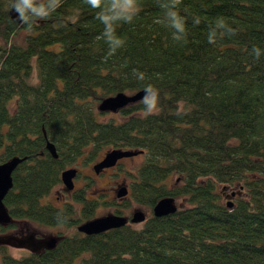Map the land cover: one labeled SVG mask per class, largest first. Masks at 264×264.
<instances>
[{
  "label": "trees",
  "instance_id": "trees-1",
  "mask_svg": "<svg viewBox=\"0 0 264 264\" xmlns=\"http://www.w3.org/2000/svg\"><path fill=\"white\" fill-rule=\"evenodd\" d=\"M19 2L0 0V162L24 156L3 204L14 221L71 231L16 256L0 244V264H264V0H129L110 23L112 0H31L23 16ZM143 87L154 100L100 118L101 97ZM104 147L144 154L122 206L186 205L138 227L76 230L93 202L41 198Z\"/></svg>",
  "mask_w": 264,
  "mask_h": 264
},
{
  "label": "water",
  "instance_id": "water-1",
  "mask_svg": "<svg viewBox=\"0 0 264 264\" xmlns=\"http://www.w3.org/2000/svg\"><path fill=\"white\" fill-rule=\"evenodd\" d=\"M11 15H15V11H10ZM17 20L18 16L15 17ZM153 94V89L150 87H143L133 90L130 93L124 91H117L113 94H109L101 97L96 103V109L98 111H110L114 112L119 108L143 99L150 97ZM45 148L52 156H56V150L51 141L48 139L44 143ZM141 149H129V148H109L100 161H96L92 164L94 171H97L103 166L112 165L115 160L120 156H130L141 152ZM24 156H11L4 161L0 162V224L5 225L11 222L10 215L3 204V197L7 190L11 187L12 179L11 172L16 164L21 161ZM75 167H65L59 173V178L66 188H71L73 185L72 178L75 175ZM126 192L124 186L120 187L117 191V195H122ZM177 208L174 197L170 195H164L158 198L151 207V213L155 216L164 215L173 212ZM145 217L144 212L141 209H134L129 219L124 215L118 214H104L91 217L76 225V229L85 234L99 233L108 228L117 227L127 222L135 223L143 221ZM129 220V221H128ZM54 238L52 236L45 238H35L32 234H5L0 236V244H12L16 247H27L28 249L35 251L41 246L51 247L53 245Z\"/></svg>",
  "mask_w": 264,
  "mask_h": 264
},
{
  "label": "rangeland",
  "instance_id": "rangeland-1",
  "mask_svg": "<svg viewBox=\"0 0 264 264\" xmlns=\"http://www.w3.org/2000/svg\"><path fill=\"white\" fill-rule=\"evenodd\" d=\"M22 33H23V31H20L15 35V39L17 41L21 40ZM130 92H132V91H125V93H130ZM152 97L153 96L151 95L150 97H145L143 99L152 98ZM152 100H154V97L152 98ZM132 103H134V102H132ZM110 116L118 117V110H116L114 112L113 111L112 112L103 111V112H101L100 118L101 119H107ZM106 149H108V147L102 148L98 157H100V155ZM143 157H144L143 153H138V154H134V155L125 157L120 161L119 166H114V167H112L106 171L99 173L98 176L95 177L92 181L88 180L89 179L88 174L89 173L93 174V171L90 168V165L93 161H95V159L89 160V162L86 163V161L81 162V159L79 158L81 164L75 165V166H78V169H79L78 173L80 174V176L81 175L83 176V179H82V176L81 177L77 176L73 180H74L75 186L81 184V187H85V190H86V192L84 193L85 199L87 201H91L95 204L91 213L89 214V217L96 216L99 214H104L107 211H110L112 208L111 207L112 205L109 204L110 201H107V199L110 198L109 194H111V193H105L104 192L101 194L100 193L95 194V192H99L100 190L104 191L106 186H112V185L116 184L117 182L119 184L126 183L128 186V183L130 180V173H133L135 171L136 166L142 161ZM79 159L77 162H79ZM93 175H95V174H93ZM59 185L60 184H56L55 186H53L51 188V190L49 191V193L46 195L47 200L52 201L53 203H56V204L62 199L61 196L59 199H55V197H54V195L56 194L55 193L56 190H60V191L62 190L61 188H59ZM93 187L96 188L94 191H93ZM231 189H234V187L233 188L224 187L221 189L223 201L233 199L232 194H230ZM92 193H93V195H92ZM93 196H95L97 198V200H94ZM69 197L70 196L68 195V197H63V198L69 199ZM43 198H45V196L42 197L41 199L43 200ZM174 199H175V203L177 206L186 205V200L183 197H175ZM120 200H122V199H120ZM82 202L83 201H81L80 203H82ZM75 204H76V202H74V206H75ZM80 205L81 204L77 203L75 207L79 208ZM134 208L141 209L144 213H146V215L151 210V209L148 210V208H146L145 206H140V205L136 204L135 202H131L129 205H127L126 207L123 208V210H124L123 212L129 213ZM73 211H75V210H73ZM141 223L142 222H135V223H131V225L138 227L141 225ZM17 224L19 227L13 228V226H10L5 230L0 231V236L5 235V234L24 233L25 231L28 232L27 230H33V231L39 233L40 235H45V236L50 235L52 230H54V231L60 230L61 232H68L69 230L71 231V228L64 225V224H59V225L54 226V227H48L46 225H39V224H36L34 222L26 221V220L25 221L19 220V221H17ZM7 248H8V251L14 256L19 255V253L24 251L20 247H16L12 244H8ZM76 264H80V263L76 262Z\"/></svg>",
  "mask_w": 264,
  "mask_h": 264
},
{
  "label": "flooded vegetation",
  "instance_id": "flooded-vegetation-1",
  "mask_svg": "<svg viewBox=\"0 0 264 264\" xmlns=\"http://www.w3.org/2000/svg\"><path fill=\"white\" fill-rule=\"evenodd\" d=\"M109 149V148H108ZM108 149H106V150H104L103 151V153L100 155V157H98L99 156V153L100 152H98L97 154H96V156L95 157H93V158H91V159H89V160H93V159H95V161H93L92 163H91V165H90V168L92 169V171H93V174H95V175H93L92 173H89L88 175V177H89V181H92L95 177H97L98 176V174L99 173H101V172H103V171H106V170H108V169H110V168H112V167H114V166H119V164H120V161L123 159V158H125V157H128V156H120V157H118L116 160H115V162L112 164V165H108V166H103V167H101L100 169H98L97 171H94L93 170V168H92V164L93 163H95L96 161H100L101 159H102V157L104 156V154L106 153V151L108 150ZM139 153H141V152H139ZM138 154V153H137ZM131 156V155H130ZM81 159V158H80ZM80 159H79V162H76L75 163V165H80L81 164V162H80ZM89 160H86V163H88L89 162ZM78 163V164H77ZM75 165H71V166H68V167H75L76 168V172H75V175L73 176V178H72V181H73V185H72V187L71 188H66L65 186H64V184L61 182V180H60V182L58 183V184H60L59 185V188H61L62 190L60 191V190H56L55 191V195H54V197H55V199H59L60 198V196L62 197V199L56 204V203H53L52 201H50V203L51 204H53V205H55V206H57V207H61L63 204H65V203H70L71 201H73L74 199H73V196L75 195V194H80L81 192H82V197L83 198H85V192H86V190H85V187H81V184H79V185H77V186H75V184H74V178L75 177H79L80 176V174L78 173V166H75ZM82 176V175H81ZM80 176V177H81ZM82 179H83V176H82ZM86 179V178H85ZM122 186H124L125 188H126V192L124 193V194H122V195H117V191L120 189V187H122ZM96 188H94L93 187V191L95 190ZM51 190V189H50ZM49 190V191H50ZM111 193V194H109V196H110V198H108L107 199V201H110V203L109 204H111L112 206V208H111V210L110 211H107L106 213H104V214H118V215H124V216H126V218L127 219H129V217H130V214H131V212L134 210V209H136V208H134V209H132L129 213H124L123 211V208H124V206H122V203H123V200L128 196L127 194H128V186H127V184L126 183H121V184H119L118 182L116 183V184H114V185H112V186H106L105 187V190L104 191H102V190H100L99 192H95V194H97V193ZM49 193V192H48ZM47 193V194H48ZM46 194V195H47ZM46 195H45V198H43V199H45V200H47L46 199ZM68 195L70 196L69 197V199H65V198H63V197H68ZM92 195H93V193H92ZM91 195V196H92ZM113 198V199H112ZM124 198V199H123ZM93 199L94 200H97V198L95 197V196H93ZM120 199H122V200H120ZM49 201V200H48ZM81 201H78V203H80ZM137 204V203H136ZM139 205V204H138ZM141 206V205H140ZM76 209L77 210H79V208L77 207H75L74 206V208H73V210H75V211H73L74 213H76ZM104 214H99V215H104ZM145 214V217H146V213H144ZM99 215H96V216H99ZM92 217H94V216H92ZM145 217H144V219H145ZM143 219V220H144ZM25 221V220H24ZM26 221H29V220H26ZM129 221V220H128ZM14 226H13V228H15V227H19L18 226V224L16 223V222H14ZM37 224V223H36ZM127 224H131V223H129V222H127ZM39 225H44V224H39ZM57 225H59L58 223L57 224H52V225H46V226H48V227H54V226H57ZM75 228H76V225H75ZM24 229V228H23ZM17 231V230H16ZM24 231V230H23ZM28 232H24V233H18V235H22V234H32L35 238H45V237H49V236H52L53 238H54V240H53V245L55 244V242L57 241V239L60 237V235L61 234H65V233H67V232H61L60 230L58 231V230H56V231H54V230H52L51 231V234L50 235H48V236H45V235H40L39 233H37V232H35V231H33V230H27ZM80 232V231H79ZM83 233V232H82ZM52 245V246H53ZM51 246V247H52ZM21 249H23L24 251H30V252H35V251H41L42 249H45V248H50V247H43V246H41L40 248H38L37 250H35V251H32V250H30V249H28L27 247H20Z\"/></svg>",
  "mask_w": 264,
  "mask_h": 264
},
{
  "label": "clouds",
  "instance_id": "clouds-1",
  "mask_svg": "<svg viewBox=\"0 0 264 264\" xmlns=\"http://www.w3.org/2000/svg\"><path fill=\"white\" fill-rule=\"evenodd\" d=\"M89 2L93 5H98L100 3V0H89ZM171 2H172V7H174L176 0H171ZM128 3H129V0H112V7L117 8L120 11L118 13L112 15L111 17H109V19L106 20L105 22L110 23L111 20L128 18V17L123 15L124 7L126 5H128ZM30 5H31V0H20V2L17 3L15 5V7L17 8L18 11H20L21 16H23L24 15V9L26 7H29ZM168 16L171 19L173 26L176 27L177 29H179L180 31H183V23H182L181 19L177 16V14L174 11L170 10L168 12ZM218 26L222 27L223 22L219 23Z\"/></svg>",
  "mask_w": 264,
  "mask_h": 264
},
{
  "label": "bare ground",
  "instance_id": "bare-ground-1",
  "mask_svg": "<svg viewBox=\"0 0 264 264\" xmlns=\"http://www.w3.org/2000/svg\"><path fill=\"white\" fill-rule=\"evenodd\" d=\"M228 204H230V202L228 203ZM160 217V216H159ZM102 232V231H101Z\"/></svg>",
  "mask_w": 264,
  "mask_h": 264
}]
</instances>
